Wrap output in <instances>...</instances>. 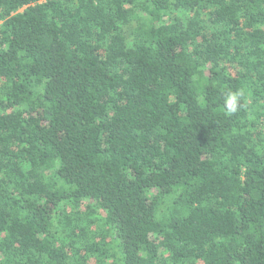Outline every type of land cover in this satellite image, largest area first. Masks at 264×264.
<instances>
[{"label": "trees", "instance_id": "1", "mask_svg": "<svg viewBox=\"0 0 264 264\" xmlns=\"http://www.w3.org/2000/svg\"><path fill=\"white\" fill-rule=\"evenodd\" d=\"M0 264H264V0H0Z\"/></svg>", "mask_w": 264, "mask_h": 264}, {"label": "clouds", "instance_id": "2", "mask_svg": "<svg viewBox=\"0 0 264 264\" xmlns=\"http://www.w3.org/2000/svg\"><path fill=\"white\" fill-rule=\"evenodd\" d=\"M242 96H243L242 91L235 92V93H229L228 98L226 100V107L230 113H234L237 111L238 104Z\"/></svg>", "mask_w": 264, "mask_h": 264}]
</instances>
